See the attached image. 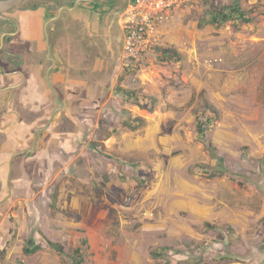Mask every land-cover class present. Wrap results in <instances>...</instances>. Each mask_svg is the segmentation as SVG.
I'll return each instance as SVG.
<instances>
[{"label": "rangeland", "instance_id": "rangeland-1", "mask_svg": "<svg viewBox=\"0 0 264 264\" xmlns=\"http://www.w3.org/2000/svg\"><path fill=\"white\" fill-rule=\"evenodd\" d=\"M239 1L251 23L206 24L229 0L190 2L142 67L126 71L121 46L102 79L82 86L97 105L55 127L64 144L39 198L51 210L41 207L21 238L16 224L0 238V264H73L78 247L82 264H264V0ZM157 47L180 60L162 62ZM202 96L221 113L206 141L223 174L198 139ZM30 242L42 249L26 256Z\"/></svg>", "mask_w": 264, "mask_h": 264}, {"label": "flooded vegetation", "instance_id": "flooded-vegetation-1", "mask_svg": "<svg viewBox=\"0 0 264 264\" xmlns=\"http://www.w3.org/2000/svg\"><path fill=\"white\" fill-rule=\"evenodd\" d=\"M130 2L0 0V76L4 65L25 81L29 76L22 67L42 68L39 80L49 84L59 113L77 124L85 109L97 105L79 96L87 92L82 86L94 85L117 60L120 16Z\"/></svg>", "mask_w": 264, "mask_h": 264}, {"label": "crops", "instance_id": "crops-1", "mask_svg": "<svg viewBox=\"0 0 264 264\" xmlns=\"http://www.w3.org/2000/svg\"><path fill=\"white\" fill-rule=\"evenodd\" d=\"M21 69L29 76L26 81L11 65H4L0 76V238L4 241L10 239L13 225L21 238L41 207L51 210L39 198L47 196L45 185L60 160V152L51 151L64 144L56 139L65 133L55 127L68 120L59 113L49 84L39 80L42 68Z\"/></svg>", "mask_w": 264, "mask_h": 264}, {"label": "built area", "instance_id": "built-area-1", "mask_svg": "<svg viewBox=\"0 0 264 264\" xmlns=\"http://www.w3.org/2000/svg\"><path fill=\"white\" fill-rule=\"evenodd\" d=\"M204 0H134L123 10L122 66L126 71L142 67L158 44L162 29L173 14L190 2Z\"/></svg>", "mask_w": 264, "mask_h": 264}, {"label": "trees", "instance_id": "trees-1", "mask_svg": "<svg viewBox=\"0 0 264 264\" xmlns=\"http://www.w3.org/2000/svg\"><path fill=\"white\" fill-rule=\"evenodd\" d=\"M246 11L242 9V6L240 4L239 0H229V2L221 8L218 12L211 13L210 14V19L206 22V24H215V25H222L224 23L231 22L233 20H239L242 23L249 24L252 22L251 18H248ZM204 23V22H203ZM200 23V27H203L205 24ZM156 52L159 55V58L161 59L162 62H168L170 60H180L181 55L173 49L169 48H162V47H157ZM119 92L124 95L125 99L128 101L130 99H134V103L136 105L139 104L138 98L131 96L129 92L126 90H123L119 88ZM201 95V94H200ZM201 105L204 107L203 114L201 116L197 117V123H196V130H197V135L199 141L202 143H205L206 148L210 151V154L217 160L218 163V171L223 174L224 168V160L217 156L216 154V149L213 146L212 143L206 141V133L212 129V126L221 118V113L220 110L214 106L207 98L204 96L201 97ZM142 109H147L145 106H140ZM155 107V102L152 100V106L150 110H153ZM136 121H142L141 118H136ZM128 128L131 130H136L138 126L132 125L130 122L127 124ZM112 134H107L106 137H110ZM222 168V169H219ZM217 175L215 172L209 173V177L215 178ZM57 198V195L54 196V200ZM48 246L58 252L59 254L64 255L65 254V248L63 245L57 242L53 241H47ZM86 243V241H84ZM42 249L41 245H36L34 242H30L29 245L24 247L23 253L26 256L29 255H34L38 251ZM162 256V253L158 250H156L153 254L154 258H160ZM73 264H82L83 263V254L82 250L80 247H78L74 252H73ZM203 259H200L199 261L201 262Z\"/></svg>", "mask_w": 264, "mask_h": 264}, {"label": "water", "instance_id": "water-1", "mask_svg": "<svg viewBox=\"0 0 264 264\" xmlns=\"http://www.w3.org/2000/svg\"><path fill=\"white\" fill-rule=\"evenodd\" d=\"M131 1H134V0H131ZM56 100H57V103L60 105V107L63 106V104L60 101H58V96H56Z\"/></svg>", "mask_w": 264, "mask_h": 264}]
</instances>
